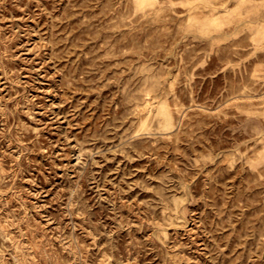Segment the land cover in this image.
I'll list each match as a JSON object with an SVG mask.
<instances>
[{"label": "rangeland", "instance_id": "1", "mask_svg": "<svg viewBox=\"0 0 264 264\" xmlns=\"http://www.w3.org/2000/svg\"><path fill=\"white\" fill-rule=\"evenodd\" d=\"M0 264H264V0H0Z\"/></svg>", "mask_w": 264, "mask_h": 264}, {"label": "bare ground", "instance_id": "2", "mask_svg": "<svg viewBox=\"0 0 264 264\" xmlns=\"http://www.w3.org/2000/svg\"><path fill=\"white\" fill-rule=\"evenodd\" d=\"M161 111L166 118V123H168L170 126H172L173 125L172 116H171L170 112L168 111V109L165 106H163V107H161Z\"/></svg>", "mask_w": 264, "mask_h": 264}]
</instances>
